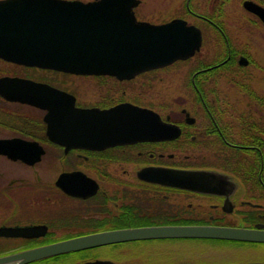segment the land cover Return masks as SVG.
Listing matches in <instances>:
<instances>
[{
  "label": "flooded vegetation",
  "instance_id": "af4514ba",
  "mask_svg": "<svg viewBox=\"0 0 264 264\" xmlns=\"http://www.w3.org/2000/svg\"><path fill=\"white\" fill-rule=\"evenodd\" d=\"M81 1L101 8L121 56L75 58L76 70L0 56V78L18 79L0 83V255L126 227L264 228V21L249 0ZM174 20L199 30V47L145 67L138 22ZM26 80L43 85L37 104L23 99ZM179 171L206 189L175 185ZM165 240L95 246L74 262L154 264L144 245ZM106 246L111 258L94 255Z\"/></svg>",
  "mask_w": 264,
  "mask_h": 264
},
{
  "label": "water",
  "instance_id": "95a60500",
  "mask_svg": "<svg viewBox=\"0 0 264 264\" xmlns=\"http://www.w3.org/2000/svg\"><path fill=\"white\" fill-rule=\"evenodd\" d=\"M93 4L79 0H0V56L18 63L63 70L86 67V64L73 62L75 58L107 57V53L111 57L121 56V47L119 49L106 47V44L113 42L114 39L110 38L111 34L107 38V33H103L102 29L108 27L104 22L106 17L94 13V10L101 8H96ZM247 7L264 21L263 7L250 0ZM176 21L159 25L145 21L138 22L136 44L141 57L149 60L144 64L145 67L155 64L154 60L160 65L173 58L189 56L199 47V30L193 25L177 30ZM123 31V27H117L115 35H120ZM17 80L14 77H1L0 83L12 86ZM24 84L29 87L28 95H23V98L22 95L14 96L8 93L6 98H23L32 104H37V93L43 85L32 80H26ZM49 91L54 90L46 88V92ZM52 130L54 129H48L50 132ZM6 143L7 140H0V152L9 154ZM26 160L33 161V159ZM188 178H200V174H188L182 171L173 173L174 184L177 186L206 189L202 183L191 185L187 181ZM31 229L33 228L27 227L22 230L28 232ZM159 238H201L264 243V228L261 224L254 227L154 225L118 228L1 255L0 264H27L95 246ZM90 263L106 264L107 261L95 260Z\"/></svg>",
  "mask_w": 264,
  "mask_h": 264
},
{
  "label": "rangeland",
  "instance_id": "374dc122",
  "mask_svg": "<svg viewBox=\"0 0 264 264\" xmlns=\"http://www.w3.org/2000/svg\"><path fill=\"white\" fill-rule=\"evenodd\" d=\"M145 4L150 5V2H146ZM149 8L147 7V9ZM205 244L197 243L190 239H170L145 244L144 247L147 245L146 248H151L155 251L150 261L154 264H180L184 260H188L189 264H193L199 256L205 261L215 263H248L258 259H262L264 263V246L261 245L242 244L241 246L236 243H226L229 247L209 248ZM107 247H101L102 249H99L94 255L100 258H111ZM114 259L117 260V258Z\"/></svg>",
  "mask_w": 264,
  "mask_h": 264
},
{
  "label": "trees",
  "instance_id": "16d2710c",
  "mask_svg": "<svg viewBox=\"0 0 264 264\" xmlns=\"http://www.w3.org/2000/svg\"><path fill=\"white\" fill-rule=\"evenodd\" d=\"M193 240L197 243H203L205 244L207 247L209 248H218V247H229L226 243H231V241H226V240H214V239H190ZM236 243L238 245L242 244H249L252 246H264V243H242V242H235L233 241L231 244ZM233 248V247H230ZM76 254L77 253H66V254H62V255H58V256H53V257H49L46 259H42L39 261H35L29 264H65V263H69V264H75L74 260L76 259ZM264 255V254H263ZM193 264H264L262 259H258V260H252L250 262H245V263H239V262H235V263H215V262H209V261H205L204 259L201 258V256H199L198 259L195 260V262H193Z\"/></svg>",
  "mask_w": 264,
  "mask_h": 264
}]
</instances>
